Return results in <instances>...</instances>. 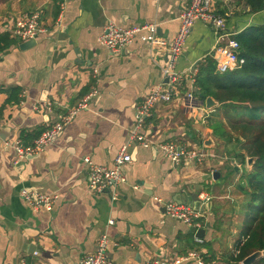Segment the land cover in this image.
<instances>
[{"label": "crops", "instance_id": "crops-1", "mask_svg": "<svg viewBox=\"0 0 264 264\" xmlns=\"http://www.w3.org/2000/svg\"><path fill=\"white\" fill-rule=\"evenodd\" d=\"M188 1L0 0V34L12 39L0 49V264H80L103 232L111 241L107 256L118 264L171 260L193 249L206 261L222 264L221 254L233 251L243 218L233 206L242 199L238 183L250 169L249 156L213 131L214 108L205 106L191 82L201 64L214 65L217 31L210 23L194 22L178 58L185 86L172 101L154 105L146 128L152 144L128 146L132 158L124 167L126 182L99 193L87 186L83 157L113 166L128 140L134 105L160 83L166 62L164 50L140 36L113 51L98 43L99 34L108 22L129 27L152 21L158 35L170 42ZM212 6L225 18L224 30L234 36L264 24V9L251 12L244 0H212ZM33 10L42 12L45 31L22 49L19 45L26 41L10 29L18 15ZM191 85L195 101L184 97ZM93 90L87 108L40 154L17 161L12 143L32 144ZM166 140L207 155L201 164H175L158 147ZM239 171L240 179L235 178ZM224 173L233 180H220ZM22 188L56 196L52 209L34 210L19 195ZM200 191L211 201L204 211L203 242L198 243L190 227L171 218L154 198L192 203L191 194ZM109 219L114 223L108 226Z\"/></svg>", "mask_w": 264, "mask_h": 264}, {"label": "built area", "instance_id": "built-area-1", "mask_svg": "<svg viewBox=\"0 0 264 264\" xmlns=\"http://www.w3.org/2000/svg\"><path fill=\"white\" fill-rule=\"evenodd\" d=\"M60 4L62 5L61 2ZM197 20L210 23L217 31L214 57L215 69L224 73L239 68L244 63V59L240 56L238 41L232 33L224 30L226 26L225 18L214 11L212 0H189L186 7L179 14L178 29L170 42L158 35L157 24L152 21L129 27L117 25L114 22H108L104 25L102 32L97 38L101 46L113 51L120 50L127 47L136 37L140 36L151 47L162 48L166 56V62L161 68L162 79L160 83L152 87L143 100L134 105V121L129 130L128 140L116 153L113 166L98 165L92 162L89 157H83V161L87 166V186L90 191L99 193L125 183L124 167L131 162L132 158L128 146L149 147L152 144L146 135L147 120L152 114L155 103L172 101L177 92L185 86V80L182 74L177 71L176 66L186 39L192 30L194 22ZM44 31L43 14L40 10L21 13L15 18L10 29V33L22 41L36 40ZM191 82L194 83L193 77ZM194 86L191 85V88L184 93L186 100L195 101V95L197 94L194 93ZM94 94L95 90L89 92L80 103L68 110L60 120L48 125L33 140L32 144L24 145L18 140L12 143L11 146L16 153L17 161L40 154L45 146L49 145L60 134L79 110L87 108L88 101ZM49 107L48 104L47 109ZM158 147L166 158L180 165L187 162L201 164L207 155L195 146L183 145L172 140L160 142ZM19 195L34 210L43 207L49 211L52 209L56 199V196L34 192L26 188H22L19 191ZM111 198L112 200L116 199L115 193H113ZM154 199L164 207L165 212L171 218L193 228L194 233L204 227V211L200 207L208 205L211 201V196L206 191H200L197 194L195 203L164 202L158 197ZM113 223V219L107 221L108 226ZM195 241L201 243L203 239L195 236ZM110 245L111 241L107 233L103 232L97 239L94 252L83 256L80 264H118L107 256V250ZM189 260H193L194 264H216L215 261H206L200 251L194 249L183 256H178L171 260H148L143 264H183Z\"/></svg>", "mask_w": 264, "mask_h": 264}, {"label": "trees", "instance_id": "trees-1", "mask_svg": "<svg viewBox=\"0 0 264 264\" xmlns=\"http://www.w3.org/2000/svg\"><path fill=\"white\" fill-rule=\"evenodd\" d=\"M249 11L264 9V0H244ZM244 63L232 71L216 74L214 65L203 63L194 74V84L202 98L212 97L218 106L210 126L230 143L232 136L222 127V114L235 133L243 138L246 155L254 157L238 187L245 193V215L241 221L231 264H237L256 250L264 249V24L251 25L234 36ZM0 34V49L11 43ZM41 133V132H40ZM39 136V135H38ZM26 144V143H24ZM244 159V158H243ZM252 264H264V256Z\"/></svg>", "mask_w": 264, "mask_h": 264}, {"label": "rangeland", "instance_id": "rangeland-1", "mask_svg": "<svg viewBox=\"0 0 264 264\" xmlns=\"http://www.w3.org/2000/svg\"><path fill=\"white\" fill-rule=\"evenodd\" d=\"M219 118H221L222 119V127H223V129H225L227 132H229L230 134H231V136H232V139H231V141H233L234 143H235V145L236 146H238V147H240V149H242V151H243V153L244 154H246V152H245V150L242 148V143L244 142V140H243V138H241L239 135H237L236 133H235V130H233L232 129V125H230V123H228V120H226L227 118H225L222 114L219 116ZM221 145H223V143L221 142ZM221 145L220 146H218V148H217V151H218V154L220 155V154H222V151H221ZM251 168V167H250ZM230 170H232V172H229V173H233V174H235V171L233 170V169H230ZM242 170H243V168H242ZM229 173L227 174V173H224V174H222V176H221V179L220 180H225V182H227L229 179L232 181L233 180V177H230L229 176ZM245 173V172H244ZM239 175H240V171L235 175V178H238L239 177ZM240 177H241V175H240ZM240 177H239V179H240ZM234 178V182L236 183L238 180H236ZM234 183V184H235ZM239 184V183H238ZM205 186L206 187H209V185L208 184H205ZM232 190H233V192H234V194L236 193V192H238V190H237V188H236V186H234V187H232ZM241 192V191H240ZM242 193V192H241ZM246 200H247V197H246V195H245V193H242V199H241V201L239 202V203H236L233 207V209H235V213L237 214V216L239 217L240 216V214H241V212H242V220L244 219V215H245V202H246ZM242 202V203H241ZM241 204V205H240ZM236 219V218H235ZM237 224V223H236ZM240 224H241V221H240ZM237 234H238V232H237ZM238 238V236L236 237V239ZM234 250H235V246H234V248H233V251L232 252H234ZM230 250L226 253H223V254H221V255H225L224 256V258L223 259H220L219 260V262H221L222 264H231V261H230V255L229 254H231L232 253ZM220 255V256H221ZM220 256H219V258H220ZM218 261V260H217ZM237 264H241V262H239V263H237Z\"/></svg>", "mask_w": 264, "mask_h": 264}, {"label": "water", "instance_id": "water-1", "mask_svg": "<svg viewBox=\"0 0 264 264\" xmlns=\"http://www.w3.org/2000/svg\"><path fill=\"white\" fill-rule=\"evenodd\" d=\"M34 44H35V40H28L26 42L21 43L19 45V47L23 49V48H27L30 45H34ZM215 73L216 74H220L221 72L219 70H216ZM197 94L199 95V97L202 98V94H200L198 91H197ZM202 101L204 102L205 106L208 109H210V108L213 109L215 106H217V101H215L210 96H207L205 98H202ZM253 161H254V157H248L246 159L247 165L250 166V167H251ZM216 175H218L217 172H214L213 173V176H216ZM191 199H192L193 203L196 202V200H197V192H193L191 194ZM208 207H209V204L206 205V206H201L200 209L202 211H205L206 209H208ZM190 232H194V229L193 228H190ZM194 234H195V236L203 237L204 234H205V230L204 229H199ZM262 256H264V249H262V250H256V251L250 253L249 255L245 256L241 260V264H252L254 261H256L257 259L261 258Z\"/></svg>", "mask_w": 264, "mask_h": 264}]
</instances>
